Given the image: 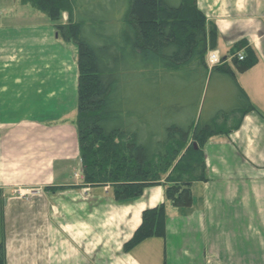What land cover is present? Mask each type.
<instances>
[{"label": "trees", "instance_id": "obj_1", "mask_svg": "<svg viewBox=\"0 0 264 264\" xmlns=\"http://www.w3.org/2000/svg\"><path fill=\"white\" fill-rule=\"evenodd\" d=\"M21 4L45 15L62 44L77 46L75 127L84 183L109 187L119 203L137 200L152 187L165 189V203L143 212L124 251L130 253L152 238L164 239L167 203L191 208L193 184L206 181L205 144L214 136L230 135L255 110L235 78L236 72L246 73L258 64L255 51L241 42L230 55L235 70L225 63L228 59L209 68L207 55L218 32L197 0ZM64 14L66 22L61 21ZM241 50L243 61L237 56ZM208 79L218 86L216 105L197 120L191 114L192 98ZM233 114L241 115L240 120L228 127L227 117Z\"/></svg>", "mask_w": 264, "mask_h": 264}, {"label": "crops", "instance_id": "obj_2", "mask_svg": "<svg viewBox=\"0 0 264 264\" xmlns=\"http://www.w3.org/2000/svg\"><path fill=\"white\" fill-rule=\"evenodd\" d=\"M197 3L217 28L215 49L222 61L228 59L225 63L232 66L229 57L241 42L255 51L258 64L235 75L255 110L242 117L240 127L230 135L214 136L205 144L206 181L193 184L192 207L179 209L167 203L165 255L172 261L166 262L264 264V0ZM239 53L245 54L244 50ZM77 54L74 47L57 40L49 25H0V200L6 202L4 214L16 212L20 204L11 203L20 201L14 198L19 189L38 192L27 197L34 204L42 193L50 205V199H72L73 214L80 212L76 205L80 186L72 184L73 170L79 173L82 168L74 127ZM240 116L227 117L226 125H236ZM44 188L48 190L43 192ZM164 194L163 186L146 189L141 198L118 203L120 209L112 216L132 235L145 210L165 203ZM179 241L184 242L179 250L184 259H175ZM147 247L151 253V245ZM131 254L123 256L134 259Z\"/></svg>", "mask_w": 264, "mask_h": 264}, {"label": "rangeland", "instance_id": "obj_3", "mask_svg": "<svg viewBox=\"0 0 264 264\" xmlns=\"http://www.w3.org/2000/svg\"><path fill=\"white\" fill-rule=\"evenodd\" d=\"M0 3L2 27L52 24L39 11L21 4V0H1ZM66 20L67 16L64 14L61 21ZM64 46L70 49L74 47L76 52L78 50L77 46ZM209 54H216L220 59L214 66H211L210 62L211 68L222 65L221 56L215 48L210 50ZM233 57H229L230 64ZM216 89L218 86L208 79L198 92V97L192 98L191 114L196 116L197 120L199 118L203 120L216 105ZM228 103L229 100L226 101L227 108ZM75 121L76 118L74 127ZM82 169L79 173H76L77 169L73 170L75 180L72 184L80 186L77 190L79 199L76 201L80 212L77 210L75 214L72 211V199L65 201L50 199V205L42 193V198L34 204L27 197H32L38 192L31 194L30 191L26 192L23 189L14 192V198L22 202L11 203L20 204L15 206L16 210L11 209L17 213L13 214L10 211L4 214L6 202L0 200V245L5 244L3 264H167L168 260L171 262V256L168 258V255L167 257L165 255V241L161 238L146 240L145 242H149H143L145 244L139 245L140 248L136 247L131 254L134 259L123 256L131 253L124 251V245L134 233L132 235L125 233L120 219L112 216L115 209H120L113 190L109 187L92 188L86 185ZM47 190L42 189L43 192ZM67 204L71 208L69 211ZM179 242L181 243L179 247L173 246L175 259H184L179 252L184 247V242ZM147 245H151V253Z\"/></svg>", "mask_w": 264, "mask_h": 264}, {"label": "built area", "instance_id": "obj_4", "mask_svg": "<svg viewBox=\"0 0 264 264\" xmlns=\"http://www.w3.org/2000/svg\"><path fill=\"white\" fill-rule=\"evenodd\" d=\"M240 61L244 60V56H239ZM220 61L219 57L216 54H210L209 56V64L211 62V66H214L216 64H218V62Z\"/></svg>", "mask_w": 264, "mask_h": 264}, {"label": "bare ground", "instance_id": "obj_5", "mask_svg": "<svg viewBox=\"0 0 264 264\" xmlns=\"http://www.w3.org/2000/svg\"><path fill=\"white\" fill-rule=\"evenodd\" d=\"M240 54V53H239ZM239 54L237 55V56H239ZM244 55V54H243ZM244 58H245V56H244ZM222 61V60H221ZM207 63H208V59H207Z\"/></svg>", "mask_w": 264, "mask_h": 264}, {"label": "water", "instance_id": "obj_6", "mask_svg": "<svg viewBox=\"0 0 264 264\" xmlns=\"http://www.w3.org/2000/svg\"><path fill=\"white\" fill-rule=\"evenodd\" d=\"M195 148H197V147H195Z\"/></svg>", "mask_w": 264, "mask_h": 264}]
</instances>
